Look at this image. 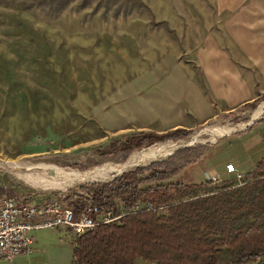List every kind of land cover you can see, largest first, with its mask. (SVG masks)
<instances>
[{
    "label": "rangeland",
    "instance_id": "obj_1",
    "mask_svg": "<svg viewBox=\"0 0 264 264\" xmlns=\"http://www.w3.org/2000/svg\"><path fill=\"white\" fill-rule=\"evenodd\" d=\"M79 1L0 0V161L17 163L37 180V185L26 181L0 164L2 194L39 202L105 181L125 167H144L186 144L206 148V153L169 181H208L209 171L217 168L210 161L204 165V159L220 152L225 139L251 118L264 117V94L183 138L134 150L125 164L119 156L101 158L98 150L130 133L111 134L105 114L121 123L135 112L142 96L164 81L150 80L156 62L164 58L193 65L202 35L215 29L202 27L225 14L222 0H89L81 7ZM95 171L102 175L79 180L80 174ZM218 172L229 177L227 169ZM230 180L239 182L230 176L214 184ZM32 235L33 254L0 264H73L69 229ZM134 264L152 263L137 258ZM248 264H264V256Z\"/></svg>",
    "mask_w": 264,
    "mask_h": 264
},
{
    "label": "trees",
    "instance_id": "obj_2",
    "mask_svg": "<svg viewBox=\"0 0 264 264\" xmlns=\"http://www.w3.org/2000/svg\"><path fill=\"white\" fill-rule=\"evenodd\" d=\"M87 2L79 1L77 6ZM191 131L180 128L158 134L136 131L110 142L98 154L111 160L119 156L124 162L134 150L158 141L177 140ZM205 150L187 146L166 160L131 167L109 181L80 186V193L77 188L67 190L65 204L74 213L89 197L99 207L111 206L115 210L120 207L127 211L116 222L73 235V264H134L137 258L152 264H248L261 260L264 155L240 183L169 181L189 163L204 156ZM2 192L0 187V195ZM52 197L46 196L39 202ZM146 201L154 202L152 210L132 209Z\"/></svg>",
    "mask_w": 264,
    "mask_h": 264
},
{
    "label": "crops",
    "instance_id": "obj_3",
    "mask_svg": "<svg viewBox=\"0 0 264 264\" xmlns=\"http://www.w3.org/2000/svg\"><path fill=\"white\" fill-rule=\"evenodd\" d=\"M222 2L225 14L202 27L216 30L202 35L193 65L164 58L156 62L150 80L163 77L164 81H158L160 85L148 97L142 96L135 112L122 118L121 123H113L105 114L104 125L111 134L123 130L129 134L143 130L156 134L176 128L194 130L264 94V0ZM243 130L225 139L220 152L209 153L204 159V165L206 161L216 165L217 169L210 173L226 180L235 173L224 172L229 177L223 178L218 171H225L232 164L244 175L264 155V117Z\"/></svg>",
    "mask_w": 264,
    "mask_h": 264
},
{
    "label": "built area",
    "instance_id": "obj_4",
    "mask_svg": "<svg viewBox=\"0 0 264 264\" xmlns=\"http://www.w3.org/2000/svg\"><path fill=\"white\" fill-rule=\"evenodd\" d=\"M227 171L235 173L240 183L242 174L232 164ZM207 180L219 182L217 173H210ZM77 191H81L77 188ZM67 190L60 191L46 202L24 200L21 196L0 195V260L13 262L20 255L33 254V231L47 228H67L73 235H81L98 225L118 221L127 211L111 206L99 207L93 198H87L85 204L75 212L65 204ZM153 201L137 203L134 211H150Z\"/></svg>",
    "mask_w": 264,
    "mask_h": 264
},
{
    "label": "bare ground",
    "instance_id": "obj_5",
    "mask_svg": "<svg viewBox=\"0 0 264 264\" xmlns=\"http://www.w3.org/2000/svg\"><path fill=\"white\" fill-rule=\"evenodd\" d=\"M222 133V132H221ZM158 148H161V147H158ZM157 148V149H158ZM175 149V148H174ZM155 152V148H154V151L153 153ZM154 155V154H153ZM135 160V158H134ZM141 160V159H140ZM137 161V160H135ZM0 164H4L6 166V168L9 170V171H12V172H15L16 174L18 173L20 176H22L26 181H33V183L35 182V184L37 185V180H35L36 178L33 176V174L29 173L25 168H22L21 166H19L17 163H14V162H6V161H0ZM56 171V170H55ZM11 172V173H12ZM23 172V173H22ZM61 173V171H56L55 174H59ZM64 173V172H63ZM15 175V174H14ZM18 175V176H19ZM60 175V174H59ZM99 175H102V173H98V172H87V173H82L80 174V178L79 180H93L97 177H99ZM107 177V176H105ZM103 177V178H105ZM76 180V179H75ZM58 186V185H57Z\"/></svg>",
    "mask_w": 264,
    "mask_h": 264
},
{
    "label": "water",
    "instance_id": "obj_6",
    "mask_svg": "<svg viewBox=\"0 0 264 264\" xmlns=\"http://www.w3.org/2000/svg\"><path fill=\"white\" fill-rule=\"evenodd\" d=\"M259 119V117H256V118H251L250 119V123L248 124V125H250V124H253L254 122H256L257 120ZM246 127V126H245ZM244 127V128H245ZM238 130H241V129H238ZM191 144H186L185 146H178V147H176L175 149H173L172 150V152H171V154H169L168 156H171V155H173V153L176 151V150H179V149H182V148H186L187 146H190ZM132 155V154H131ZM130 155V156H131ZM168 156H166V157H163V158H158V159H153V160H151V161H148V162H146V163H144V166H145V164H148V163H150V162H154V161H159V160H162V159H165V158H167ZM129 159L130 158H128L126 161H124V162H121V164H125V163H127L128 161H129ZM137 166V165H136ZM127 168L128 167H125V169H123L122 171H120V172H116L115 174H112L111 176H110V178L109 179H104L105 181H109V180H112L113 178H115L116 177V175H118V174H121L122 172H125L126 170H127ZM130 168V167H129ZM92 182H95V181H92Z\"/></svg>",
    "mask_w": 264,
    "mask_h": 264
}]
</instances>
